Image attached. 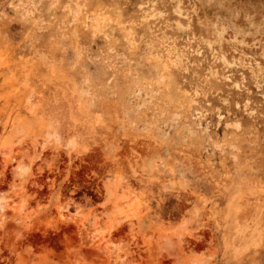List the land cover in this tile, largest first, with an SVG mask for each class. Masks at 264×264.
Listing matches in <instances>:
<instances>
[{
  "label": "rangeland",
  "instance_id": "1",
  "mask_svg": "<svg viewBox=\"0 0 264 264\" xmlns=\"http://www.w3.org/2000/svg\"><path fill=\"white\" fill-rule=\"evenodd\" d=\"M0 264H264V0H0Z\"/></svg>",
  "mask_w": 264,
  "mask_h": 264
},
{
  "label": "bare ground",
  "instance_id": "2",
  "mask_svg": "<svg viewBox=\"0 0 264 264\" xmlns=\"http://www.w3.org/2000/svg\"><path fill=\"white\" fill-rule=\"evenodd\" d=\"M182 14V13H181ZM20 170H21V168H20Z\"/></svg>",
  "mask_w": 264,
  "mask_h": 264
}]
</instances>
